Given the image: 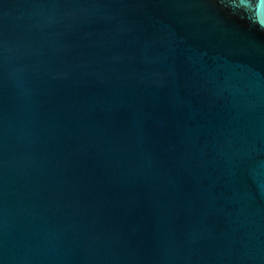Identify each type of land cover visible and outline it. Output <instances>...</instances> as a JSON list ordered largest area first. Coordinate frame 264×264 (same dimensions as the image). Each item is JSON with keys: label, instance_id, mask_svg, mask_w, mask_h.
<instances>
[{"label": "water", "instance_id": "1", "mask_svg": "<svg viewBox=\"0 0 264 264\" xmlns=\"http://www.w3.org/2000/svg\"><path fill=\"white\" fill-rule=\"evenodd\" d=\"M0 264H264V0H0Z\"/></svg>", "mask_w": 264, "mask_h": 264}]
</instances>
